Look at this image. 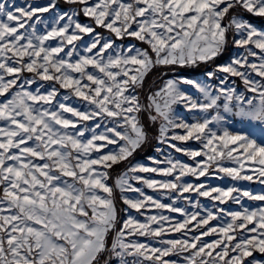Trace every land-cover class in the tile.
Instances as JSON below:
<instances>
[{
	"label": "snow or ice",
	"instance_id": "obj_1",
	"mask_svg": "<svg viewBox=\"0 0 264 264\" xmlns=\"http://www.w3.org/2000/svg\"><path fill=\"white\" fill-rule=\"evenodd\" d=\"M67 2L74 6L72 10L56 14L49 27L37 14L55 9L56 0L27 7L0 0V96L8 94L0 102V264H110L113 258L117 264H178L163 259L169 254L183 256V264H264L255 258L245 260L255 250L264 253V206L250 209L241 203L244 197L264 201V192L253 193L236 184L221 187L207 180H182L190 174L252 181L253 175L243 171L245 161H258L256 179L264 184V139L257 142L249 132L230 131L226 126L230 116L264 124V82L253 79L249 71L264 77V31L242 14L264 17V0ZM81 11L92 18L91 23L76 18ZM39 23H45L44 32L38 31ZM96 26L109 35L97 32ZM81 34L92 35L78 47L73 42L82 40ZM125 36L148 47L116 45V39ZM50 40H57L55 46L46 44ZM229 40L243 52L230 63L215 62ZM257 56L259 64L249 62V57ZM210 62L214 67L204 72L205 81L186 76L165 79L177 67ZM154 69L162 85L149 89L146 103H141L145 78ZM222 73L239 77L248 91L258 95L246 97ZM32 85H36L34 91ZM182 85L193 86L199 96ZM60 88L70 90L62 101L56 100ZM73 95L85 102L83 110L66 103ZM176 105L192 112L191 122L176 115ZM142 112L151 125L158 124V134L150 137ZM87 121L95 123L90 126ZM102 125L103 131H97ZM152 139L185 153L194 165L171 155L165 167L132 163L129 157ZM190 139L199 141L202 148L176 143ZM108 145L118 149L102 152ZM237 148L243 152L234 156ZM224 160L234 161V166ZM122 161L128 167L117 176L115 186L127 205L125 213L155 207L182 213L184 218L166 227L172 217L158 214L141 222L129 214L117 227L113 187L104 181L107 169ZM149 172L174 175V179L157 182L138 174ZM133 179L178 195L172 204L162 203L131 184ZM96 189L108 195L102 197ZM126 192L139 196L129 197ZM189 192L197 194L194 201L183 196ZM199 197L220 204L231 199L242 211H228L215 203L206 208ZM179 199L187 200L193 209H204L205 214L175 206ZM221 213L231 219L210 225ZM166 230L181 236L164 239ZM194 230L199 234L189 237ZM217 231L222 234L218 238L201 239ZM136 236L160 238V246Z\"/></svg>",
	"mask_w": 264,
	"mask_h": 264
},
{
	"label": "rangeland",
	"instance_id": "obj_2",
	"mask_svg": "<svg viewBox=\"0 0 264 264\" xmlns=\"http://www.w3.org/2000/svg\"><path fill=\"white\" fill-rule=\"evenodd\" d=\"M14 2L17 6L27 7L29 4L44 6V5L48 4L50 2V0H14ZM96 2H97V0H88L89 4H94ZM56 5H57V7L55 9H49V11L46 13L37 14V15H40L43 17L44 21L49 25V27L51 26V22L54 19L56 14H58L59 12H63V11L70 12L72 10V8L74 7L73 5H70L67 2V0H56ZM242 14H243L244 18L249 20V22L253 26L257 27L258 30L264 31V23L260 24L261 22L260 23L254 22L250 18L252 16L253 17L252 19H257V20L260 19L261 20L264 17L255 16L254 14L247 13L246 11L243 12ZM76 18L81 23H91L92 22V18L85 16L82 11L80 12L79 16ZM25 27H27V25ZM37 29L39 32H44L45 31V23L37 24ZM21 31H23V29H21ZM96 31L100 32L104 35H109L108 30H106L102 27H99V26H96ZM81 35L83 37L82 40H78V41L73 42L78 47L81 46L85 41L89 40V38L92 34H81ZM112 35H114V34H112ZM56 43H57V40L46 41V44H51L53 46H55ZM115 43H116V45H124L125 47L129 43H134L138 47H148V45L143 44L142 42L136 40L134 37H128V36H125L122 40L116 39ZM68 47H71V45H69ZM65 50H67V49H65ZM256 51L258 53L260 52L259 49H256ZM242 52H243L242 48H238L237 46H235L231 42V40H229L227 48L221 54H219L217 57H215L214 60L217 63H230L232 58L238 56ZM8 55L11 56V53H9ZM61 55H63V53H61ZM249 62L250 63L255 62V63L259 64L260 63L259 56L249 57ZM211 67H214V64L211 62L207 65L200 64L199 66L177 67L175 73L169 72L168 77H165V79L171 78L173 76H186L189 79H197V80L205 81L206 78L204 77L203 74L206 70H208ZM249 71H250L251 77L253 79H255L257 81L264 82V77H260L256 72H251V70H249ZM152 72H153V74H152L153 76L148 78V76L151 74V72H150L145 78V87L141 91V103H146V96H147L149 89L154 90L155 88L160 87L162 85V80L159 78L157 71L154 69ZM181 72H184V73L186 72L187 74H184V73L181 74ZM24 75H30V74L24 73ZM191 75H193V76H191ZM221 75H228L229 76V80H228L229 85L235 87L239 92H244L246 97H252L254 95H258L257 93H252V92L248 91L245 88L243 81L239 77H233L230 74H224V73H222ZM233 80L235 81L234 85H232ZM45 83H51V82H45ZM35 87H36V85H32L30 90L34 91ZM57 87H59V86H57ZM182 87L185 90H187L190 94H192L194 96H199V94L197 93V90L193 86L182 85ZM41 91H43V89ZM69 91L70 90L60 88L59 94L56 97V100L62 101L63 96L66 94H69ZM7 95L8 94H5V96H0V102H2ZM56 100H54L53 103H56ZM222 102H223V100L221 99L220 103H222ZM66 103H70L74 107L81 108V110H83L85 107V102H83L80 98L75 97L74 95L71 96L70 99L68 101H66ZM175 113L181 119L188 120L189 122L192 121V117H193L192 112H190L188 109H185L183 107V105H176L175 106ZM141 114H142V117L145 119V121L150 122L148 120V116H147L146 112H142ZM65 115L71 116L70 113H66ZM73 119H77V118L73 117ZM96 119L99 120L100 118H96ZM2 123L3 122L0 121V125H2ZM85 123H87L91 126L95 123V121H87ZM80 126L81 125H78V127H80ZM226 126L229 128L230 131H246V132H249L250 134H252L257 139V142H260L262 139H264V124H261L259 122L241 121L237 117L230 116L229 117V123ZM155 129H156V134H158V124L155 125ZM97 131H103V125L101 126L100 129H97ZM175 131L183 132L182 129H176ZM90 135H91L90 133H85L86 137H88ZM154 142H155V145L153 148V152H151L150 154H148L147 156L142 157V158H134V156L136 155V152L139 149H142V147L144 146L143 145L141 148L137 149L131 157H129V160L132 163L144 164V165L149 166V167H155V166L165 167V166H167L166 158L169 157V155H171V157L173 159H179L182 163L194 165L195 161H193L192 158L189 157L188 155H186L185 153H178L174 149H171L166 144H158L155 141V139H154ZM104 143H106V142H104ZM176 143L186 144L193 149H201L202 148V145L200 144V142L197 140H194V139H190L186 142H176ZM229 147H237V146L230 144ZM157 148H160L161 151L158 152ZM109 149H118V146L117 145H108V148L102 149L101 151L107 152ZM242 152H243V149L237 148V152H234L233 155L235 156V155H237V153H242ZM95 155H96V153L93 152L92 156L94 157ZM149 157H153L154 160L149 159ZM197 159H200V157H197ZM241 159H242V157H241ZM155 161H159L160 163L157 165L155 163ZM223 162L227 166H234V161L224 160ZM118 164H128V162L122 161ZM245 164H246V168L243 171L253 175L252 181H232L230 178H228L226 176L223 180L219 179L216 176L196 178V177L191 176L190 174L186 175L185 177H182V180H184L186 182H191V183H200V182H205L207 180V182L209 184H211L212 186H221V187H227V186H230L231 184H236L238 187H246V188L252 190L253 193L264 192V184H261L259 182V180L256 179V175H258V168L260 167V165L258 164V161H245ZM114 165H116V164H114ZM94 167H96L100 170H103L102 165H96ZM127 167H128V165L126 166V168ZM126 168L122 172H120V174L123 173L126 170ZM107 171L109 173V176L104 182L107 183L108 185L112 186L113 190H114V188H116L118 193H119V196L121 197V193H120L119 188H117L115 186L116 178L120 174H118L115 178H112L110 176V169H107ZM138 174L145 177V178L155 179L157 182L174 179V175L173 176H165L162 173L149 172V173H138ZM221 175H224V174H221ZM65 179L72 180L71 177H66ZM130 183L133 184L135 187L142 188V190L144 191V193L146 195L152 196L154 199H157L162 203L172 204L173 198L178 195V193H176L170 189H163V188H159V187L149 188L147 185H145L143 183V181H136L133 179V180H130ZM96 192L99 195H101L102 197H106L108 195L107 193H105L103 191V189H96ZM125 195H127L129 197H138L139 196V194L135 193V192H126ZM233 195H236V193H234ZM183 196H190L193 199V201L197 198V194L194 192L184 193ZM140 198L143 199V197H140ZM199 200L201 201V203L206 208H211L212 205L215 203L216 205H218L219 208H224V209H227L228 211H242L241 205L235 203L231 199L227 200L223 204H220L218 201L214 202L210 198H207V197H199ZM146 203L149 205L151 204L150 201H146ZM241 203L245 207H248L250 209L264 206V201L249 200L248 197H244L243 200L241 201ZM175 206L183 207L188 212H192L194 210H199L201 212V215L205 214L204 209H193L191 204H189V202L187 200H184V199L176 200ZM97 207L100 208L102 206L97 204ZM126 207H127V205L124 204L123 209ZM213 210L215 211L216 209H213ZM129 214L141 222H144L148 217H150L152 215H158V214H163V215L172 217L173 219L171 221L165 222L166 227L170 224H174L176 220H182L184 218L182 213L172 212L170 209H158L155 207H146V208L140 209L139 211H137L135 209H130V211L128 213H125L124 211H122L121 213L118 212L117 227H119L121 225V223L124 219H127V216ZM198 219H199V217H198ZM230 219H231L230 217H226L223 213H221L217 217V219L210 221L209 224L212 226H216V225L221 224V222L223 220H230ZM195 223H196V221L192 222V224H195ZM192 224L189 225V228L192 227ZM151 227H156V225L153 224V225H151ZM204 227H207V226H204ZM183 231H187V230L185 229ZM193 234L198 235L199 231L194 230L193 232H189V237ZM221 235L222 234L219 233V231H217L216 233H212L209 236L202 237L201 239L204 241L210 242V241L218 238ZM180 236H181V232H168L166 230L165 234L162 238H164V239L179 238ZM135 238L141 242L151 243L153 246H156V247L160 246L159 242H158L160 238H152L149 236H136ZM215 251H219V248L214 250V252H213L214 256H215ZM254 258L264 262V253H260L259 250H255V251H253V255L251 257H246L245 260L247 262V261H250ZM163 259L176 260L178 262V264H183V256H180L177 254H169V256L163 257ZM129 260H131V257H129ZM110 264H117L116 258H113L111 260ZM146 264H147V262H146Z\"/></svg>",
	"mask_w": 264,
	"mask_h": 264
},
{
	"label": "trees",
	"instance_id": "obj_3",
	"mask_svg": "<svg viewBox=\"0 0 264 264\" xmlns=\"http://www.w3.org/2000/svg\"><path fill=\"white\" fill-rule=\"evenodd\" d=\"M250 18L254 22H258V23L261 22L260 24L264 23V18H262L261 20L260 19L259 20L252 19L253 18L252 16ZM183 73L184 72H181V74H183ZM152 74H153V72H151V74L148 76V78L153 76ZM184 74H187V73L185 72ZM191 76H193V75H191ZM141 119L146 125H148V129L147 130L149 132L150 137L154 136L156 134L155 126L151 125L150 122L145 121V119L142 117V114H141ZM154 145H155V142H154V139H152L149 143L145 144L142 147V149H139L136 152V155L134 156V158H142V157L147 156L148 154L153 152ZM127 165L128 164H116V165H113L112 168L110 169V176L112 178H115L118 174H120V172H122L126 168ZM113 194H114V197H115V203H116V207L118 209V212L121 213L123 211L124 204H123V201L121 200V197L119 196V193H118L116 188H114Z\"/></svg>",
	"mask_w": 264,
	"mask_h": 264
}]
</instances>
